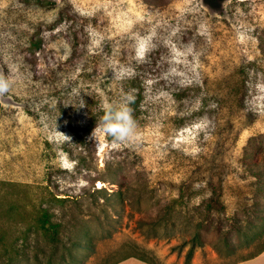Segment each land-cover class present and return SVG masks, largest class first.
I'll return each instance as SVG.
<instances>
[{"label": "rangeland", "instance_id": "374dc122", "mask_svg": "<svg viewBox=\"0 0 264 264\" xmlns=\"http://www.w3.org/2000/svg\"><path fill=\"white\" fill-rule=\"evenodd\" d=\"M257 27H264V0H0V77L11 82L0 94V264H107L128 256L231 264L255 254L264 245V194L245 207L254 180L243 178L237 159L255 135L264 165ZM154 51L134 139L93 137L96 126L86 134L87 107L121 105L133 62L144 64ZM248 62L257 72L253 123L244 127L245 113L239 119L237 110L215 107L212 94ZM232 117L234 127L216 143ZM216 167L233 174L221 188L224 208L210 216L204 176ZM43 206L52 213L46 227L61 225L55 241L38 229Z\"/></svg>", "mask_w": 264, "mask_h": 264}, {"label": "trees", "instance_id": "16d2710c", "mask_svg": "<svg viewBox=\"0 0 264 264\" xmlns=\"http://www.w3.org/2000/svg\"><path fill=\"white\" fill-rule=\"evenodd\" d=\"M204 1L208 4L210 3L211 6H214L216 0L215 1L204 0ZM62 16H63V13L60 11L59 17H62ZM253 39H254V47L256 50H258L260 54L259 62L263 63L264 62V27H257L254 30ZM145 58L146 59L142 60L143 62H145L144 64L137 63L136 61L133 62V65L128 72V76L124 78L122 82V86H121L127 97L128 96L134 97V102L131 103L130 105L134 120L137 117V112H138L141 99H142L144 79L149 73L152 72V68L150 67V64L152 61L155 62L156 60H158L159 53L156 51L147 53L145 55ZM255 62L257 63L258 60L255 59ZM256 72H257V69H255V63L248 62L244 65L235 66L232 68V71L229 74L224 76V79L222 81L224 86H220L218 92L212 94V97L215 100L214 101L215 107L217 108L224 107V108H227L228 110H237L238 114L235 117L239 119L245 113L244 127H248L253 123L254 108L252 107L250 97H251V90L254 87L253 78L255 77L254 74ZM180 90L182 92H185V91H187L188 93L190 92V90L186 88H181ZM126 98L123 99V103L125 102ZM223 104H225V106ZM104 111H105V107L103 106L87 107L86 113H85V119L82 123L84 125L83 130L86 134H88L95 126H97V123L100 122V120L102 119L104 115ZM235 117H232L231 119L227 121L228 125L223 127L222 133H220L219 138L216 141V143L221 142L222 135L228 133L230 127L231 128L234 127ZM106 137L108 140L114 141L112 137H109V136H106ZM74 138L75 140H77L76 143L81 142L82 137H80L78 132L75 133ZM222 141H223L222 143H226V142H229L231 144L236 143V140L234 138L231 140L223 138ZM262 150H263V145L259 137L252 135L248 137L247 141H245V143L241 146L240 154L237 159L238 160L237 166L238 168H241L243 178L252 177L254 180L249 185L250 187L254 188L253 192L251 193V197H247V198L244 197L246 208L252 207L254 205V203L252 202V199L254 197H257L258 192L261 194H264V165L260 164L259 159H258ZM52 167L54 170H57L59 172V167H55V164ZM231 174H233L232 171H226L224 169L219 170L216 167V171H214V173L208 171L206 175L204 176L205 189L209 192V195L207 196L206 199H208L210 203V208H211V211L209 212L210 216L214 213L213 209L215 210V208H224V203L222 202V197H221V188L224 187V180L226 179V177ZM216 178L219 181V185H216L214 183V180ZM96 191L113 194L119 199L123 197V193L121 191L107 192L106 189H103V188L97 189ZM55 194L67 196V194H61V193H55ZM56 195H55V198L59 201H65L69 199L68 197H63V198L58 197L57 198ZM8 205H9L8 206V215H9L8 220L14 223V220H16V215H17L16 213L17 204L16 202H12V200H10L8 202ZM219 212L220 211H217L216 213H219ZM51 217H52V213L50 212L49 207L47 206L41 207V214L38 217V221L42 225L38 229L41 230V235L46 240L55 241L58 238L59 227L61 225L59 223H55L56 229L53 231H50L46 227V225L53 224ZM263 250H264V245L261 246V248L255 254H252L250 257L259 254ZM191 253H192V249H190V251L188 252V257L191 255ZM128 257H132V256H128ZM128 257H125L123 259H126ZM134 257L153 264V262L143 257H139V256H134ZM123 259H120V260H123ZM118 261L107 263V264H115Z\"/></svg>", "mask_w": 264, "mask_h": 264}, {"label": "clouds", "instance_id": "9594fccd", "mask_svg": "<svg viewBox=\"0 0 264 264\" xmlns=\"http://www.w3.org/2000/svg\"><path fill=\"white\" fill-rule=\"evenodd\" d=\"M11 87V82L5 77H0V94L7 93ZM134 97L128 96L120 106L108 103L105 107L104 115L93 130V137L99 133L112 137L116 142H127L135 137L136 123L132 116L131 103ZM58 132V131H57ZM65 142L70 141V137L58 132Z\"/></svg>", "mask_w": 264, "mask_h": 264}, {"label": "crops", "instance_id": "0c3cea01", "mask_svg": "<svg viewBox=\"0 0 264 264\" xmlns=\"http://www.w3.org/2000/svg\"><path fill=\"white\" fill-rule=\"evenodd\" d=\"M115 264H152V263L143 261L136 257H128L126 259L116 262ZM231 264H264V250L255 256L244 258Z\"/></svg>", "mask_w": 264, "mask_h": 264}]
</instances>
